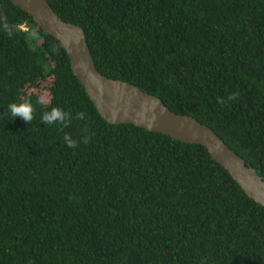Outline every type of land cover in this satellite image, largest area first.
<instances>
[{"label":"trees","instance_id":"16d2710c","mask_svg":"<svg viewBox=\"0 0 264 264\" xmlns=\"http://www.w3.org/2000/svg\"><path fill=\"white\" fill-rule=\"evenodd\" d=\"M47 1L101 74L207 125L264 178V0ZM25 99L31 123L8 110ZM52 107L69 127L41 122ZM0 264H264V207L203 146L107 122L59 41L0 0Z\"/></svg>","mask_w":264,"mask_h":264},{"label":"water","instance_id":"95a60500","mask_svg":"<svg viewBox=\"0 0 264 264\" xmlns=\"http://www.w3.org/2000/svg\"><path fill=\"white\" fill-rule=\"evenodd\" d=\"M56 38L66 51L73 75L85 88L100 115L113 125L133 124L175 140L201 145L224 167L249 198L264 207V178L210 127L173 112L154 95L128 82L101 74L95 66L83 29L61 19L47 0H10Z\"/></svg>","mask_w":264,"mask_h":264},{"label":"clouds","instance_id":"9594fccd","mask_svg":"<svg viewBox=\"0 0 264 264\" xmlns=\"http://www.w3.org/2000/svg\"><path fill=\"white\" fill-rule=\"evenodd\" d=\"M6 21V18H5ZM5 30H9L8 24L5 22L4 23ZM31 35L35 38L37 36V33L33 31ZM239 93H234L231 96L228 97L229 100L231 99H236L238 98ZM219 103L223 104L226 101L224 100H218ZM8 110L10 115L16 119L20 118L22 119L25 123H31L34 119V113H35V108L33 104L31 103L30 100L25 99L22 102L19 103H11L8 105ZM71 113L70 112H65L62 108L60 107H52L50 110L44 111L41 114V122L47 125H53L56 123H59L63 127H69L71 124V119H70ZM78 119H83L84 118V113H78L77 116ZM63 140L66 144L67 147L69 148H76L78 147V141L73 139L70 134L66 133L63 137ZM84 143H88V138L85 137L83 140Z\"/></svg>","mask_w":264,"mask_h":264},{"label":"rangeland","instance_id":"374dc122","mask_svg":"<svg viewBox=\"0 0 264 264\" xmlns=\"http://www.w3.org/2000/svg\"><path fill=\"white\" fill-rule=\"evenodd\" d=\"M50 83H51V80L49 81ZM49 82H47V83H43V82H41L39 85H38V87H34V91H38L40 94H42V96H44L46 99H50V97H49V89H48V87H49Z\"/></svg>","mask_w":264,"mask_h":264}]
</instances>
